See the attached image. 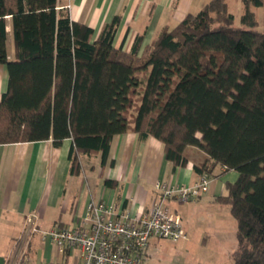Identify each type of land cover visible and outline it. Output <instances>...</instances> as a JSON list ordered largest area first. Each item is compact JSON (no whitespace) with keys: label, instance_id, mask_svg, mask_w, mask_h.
<instances>
[{"label":"trees","instance_id":"16d2710c","mask_svg":"<svg viewBox=\"0 0 264 264\" xmlns=\"http://www.w3.org/2000/svg\"><path fill=\"white\" fill-rule=\"evenodd\" d=\"M240 1V25L226 0H209L160 29L138 56L142 34L127 52L113 45L119 15L94 38L91 27L56 9L57 0H0L8 73L0 144L50 139L59 147L70 138L72 174L84 154L113 165L111 141L128 130L158 139L173 170L195 147L205 154L193 164L198 176L216 166L237 173L216 197L236 221L234 264H264V29L252 10L264 0Z\"/></svg>","mask_w":264,"mask_h":264},{"label":"crops","instance_id":"0c3cea01","mask_svg":"<svg viewBox=\"0 0 264 264\" xmlns=\"http://www.w3.org/2000/svg\"><path fill=\"white\" fill-rule=\"evenodd\" d=\"M190 1L57 0L56 9L67 11L72 20L91 27L94 38L106 23L119 15L113 45L122 46L127 52L135 36L142 34L139 56L160 29L173 27L186 13H192L185 9ZM173 8H181L182 15L170 26L171 17L168 16ZM6 31L7 55L12 59L14 39L9 17ZM7 80L6 65L0 63V99L7 88ZM71 144L70 138L59 147H55L50 139L0 144V264H17L20 259L30 264L78 263V249L60 253L53 242L42 239L38 233H30L25 223L27 214L37 212V223L42 229L81 225L90 200H103L115 204L120 211L140 214L158 199L156 183L191 185L198 178L193 164L205 159L202 151L187 147V164L173 170L172 163L164 158L163 144L158 139L153 136L140 138L136 132L128 130L115 135L111 141L109 155L114 160L113 165L102 167L98 154H84L79 156V173L72 174L68 159ZM91 157L96 158L91 160ZM210 178L208 191L188 202L194 205L191 208L207 203L209 211L217 214V205H229L218 202L216 197L226 194L225 183L235 181L237 173L224 172L221 166H216ZM175 201L168 199L164 205L181 215L188 233L190 214L179 210ZM187 239L188 235L183 242L185 246ZM150 247L149 244L145 251L146 264L151 261L149 257L154 250Z\"/></svg>","mask_w":264,"mask_h":264},{"label":"built area","instance_id":"2783aa9c","mask_svg":"<svg viewBox=\"0 0 264 264\" xmlns=\"http://www.w3.org/2000/svg\"><path fill=\"white\" fill-rule=\"evenodd\" d=\"M210 182L206 174L198 176L191 185L158 182V199L146 211L135 215L118 210L113 203L90 200L84 221L77 227L42 229L37 223L38 213L33 211L26 216V229L53 242L60 253L78 249L80 261L76 264H146L145 251L151 238L177 241L187 236L180 214L164 202L197 199L208 191ZM17 264L30 263L20 259Z\"/></svg>","mask_w":264,"mask_h":264},{"label":"rangeland","instance_id":"374dc122","mask_svg":"<svg viewBox=\"0 0 264 264\" xmlns=\"http://www.w3.org/2000/svg\"><path fill=\"white\" fill-rule=\"evenodd\" d=\"M208 1L191 0L185 9H188L187 12L196 13ZM226 1L229 12L234 16V24L240 25L241 1ZM252 10L258 20V28L264 29V8L255 7ZM179 11H182L181 8H173L172 13L168 16L171 17L169 19L170 26L176 23L177 17H181L182 14ZM94 158L96 157H91V160ZM175 202H177L179 210L190 214L187 246L183 244L185 238L172 241L153 237L149 243L154 249L152 256L149 257L151 259L149 264H234L231 253L237 245L236 221L229 213V206L217 205L218 211L217 214H214L213 211H209L207 203H202L199 208H191L194 205L190 202L177 200ZM154 239H158L159 242H155Z\"/></svg>","mask_w":264,"mask_h":264}]
</instances>
